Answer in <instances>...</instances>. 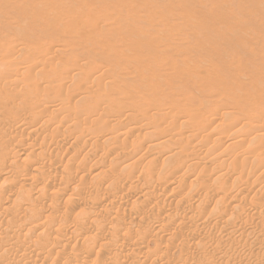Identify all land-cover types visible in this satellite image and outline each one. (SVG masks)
I'll return each instance as SVG.
<instances>
[{
	"label": "rangeland",
	"instance_id": "374dc122",
	"mask_svg": "<svg viewBox=\"0 0 264 264\" xmlns=\"http://www.w3.org/2000/svg\"><path fill=\"white\" fill-rule=\"evenodd\" d=\"M74 20H78L77 22L79 23H74ZM103 50H107V52L109 51L110 54L107 53L108 56H106V51H104L105 53L101 52ZM2 56L6 58L3 59L4 57ZM8 56L12 57L9 59ZM0 59L2 60H0V71H2L0 72V125L2 124L1 128H3H0V167L4 166V168H7L10 173V175L7 174V176L5 174L0 181V187H2L1 189L3 190L0 189V191L5 192L6 190L8 195L4 193V196L3 193L0 192L1 197H3L0 198L4 201L11 197V194L13 196L14 193L17 192L18 193L13 197H17V195L19 197H27L26 193L31 191L28 194L29 196L34 197L31 203L36 205L35 209H38L36 212L33 210L34 212H30L29 214L31 218L35 216L33 218L34 220H39V218L41 220L43 219V222L39 221L36 223V221L34 222L31 218H24L27 217V215L30 217L28 214L29 211L26 213L20 211V214H18L19 212L9 211L8 213L4 208H1L2 210L0 209L2 212H0L1 230L3 227L6 228L4 223L10 219L12 221L10 223H13L14 225L11 224L13 227L18 226V223L20 222L22 225V222L24 221L23 219H31L30 221L34 222L32 227L35 225L38 227L34 228L32 231L31 229L26 228V226L20 228L19 225L17 228L15 227L16 229L10 227V229L12 228V231L9 230L8 234L12 232L9 236H12L13 238L10 237L12 239L6 243L3 240L0 241L1 264H22L23 261L26 262H23V264H40L42 263V258L46 256V253L48 252H51V254L53 253V256H51L53 258L48 264H55V260L59 256L60 258L57 260H63L62 262L64 264L67 262H70V264H72V262L73 264H76L77 259H79L78 261H81V258L83 259V257L85 258L81 261L83 262L81 264H93L92 262L97 260L98 254L102 253L103 249V254H99L100 257H98V264H100L103 259L104 260L101 264H104L103 262L106 264L107 259L111 260L116 258L120 253L121 259H119L118 257L120 256H118L117 259L120 261L115 259V264H126V261L127 264H137V262L138 264L140 262H142L140 264H143L144 261L146 264H264V207L262 206L263 208L261 209L258 205L260 203H262L260 206L264 205V197L262 194L257 193V187L264 181L262 180L264 179V142L262 143L263 139L261 138H264V131L262 132L264 129V0H0ZM6 59H9L10 62L8 61L9 63H6ZM18 69L21 73L19 72L17 74L15 71H19ZM1 73H3V75L5 74V76H2ZM78 74H80V78L76 79L77 76H79ZM61 77L64 78V80ZM65 77H68L69 80ZM11 79L13 82H17V85H15L17 88L14 86L16 83L13 84ZM65 79L68 81L65 82ZM9 80L14 88L8 83L10 82ZM61 80H63L64 83ZM93 83L96 84L93 85ZM7 84H9L8 86L11 88L5 86ZM17 90H21V92ZM18 92L21 95L23 93L24 96L17 95L19 94ZM45 112L50 113V115H47ZM41 113H44V115H39ZM179 115H183L185 118L178 120L177 118ZM40 116L43 118V121L39 118ZM175 116H177V118ZM31 118H33L32 120L35 124L30 120ZM72 119L75 120V122ZM29 122L33 126H30ZM76 122L79 124L76 125ZM103 122L105 125H102ZM162 122L167 124V126H164V128L166 127V130L163 128L164 131L162 128L157 129L158 124L160 125ZM195 122L196 124L201 122L198 125L199 127L194 126ZM23 123H26L27 126H24ZM64 123L68 124V126L76 123L75 125H81V128L78 127L79 131L76 133L75 129L77 127L74 125V131L69 135L70 137L66 135L68 138L64 135L61 137V134H54L58 127H60V130L63 128L62 126L66 127ZM165 123L161 125H166ZM249 123L254 125H248ZM16 124H19L20 126L18 125L17 127ZM147 124L149 125L148 127ZM202 124L205 125L202 127ZM260 124L261 127L263 125L262 128L260 127ZM9 125H12L13 127ZM28 126L31 127L32 130ZM98 126L102 127L101 130H99L100 137L97 136L98 131H96L97 133L94 131L95 129H99ZM105 126L106 129H111L106 130V132L110 131L109 134L105 133ZM114 126H117L114 130L119 133L118 135L115 134L116 132L113 130ZM144 126L147 127L149 131L145 130L146 128H144ZM155 126L159 132L162 131V133H160L161 135L157 133L156 129L155 131L153 130ZM206 127L209 128L207 129ZM244 127L245 129L247 127L248 130H244ZM256 127L257 132L259 134L261 133L260 136H257L259 135L258 133L255 134ZM48 129L50 130L49 132ZM59 129L58 133L60 132ZM83 129V132L86 130H91V132L88 131L91 134H93L92 131L95 132L92 136L93 139L90 142H81L78 140L82 134L81 130ZM150 129L152 130L150 131ZM239 129L244 131L242 132ZM249 129L251 131H249ZM24 130L26 132H24ZM112 130L115 132L112 133L113 137L111 134ZM258 130H260V132ZM31 131H34V135ZM166 131V134L168 135H164ZM151 132H153V134L156 132V136L151 134ZM238 132H240V135L244 134L243 137H240L241 139L237 137L239 136V134H237ZM73 133H75V135H73ZM101 133H103V135ZM140 133L142 136H139ZM234 133H236L235 135H237L236 138L239 139V142L238 139L236 141ZM104 134L107 135H105L107 138ZM48 135H50V137ZM71 135L72 139L70 142ZM114 135L118 137H114ZM31 136L32 138L29 139ZM34 136L35 138H33ZM47 136L52 141H50ZM109 136H111V140L108 138ZM119 136L121 138H119ZM227 136H229V139ZM231 136L234 138V143L231 141ZM75 137L77 138L75 139ZM221 137L223 139H221ZM224 137L227 138V141ZM7 138L9 140L11 138L13 142L10 140V143ZM64 138L68 140H65V143L68 145H60V140L62 139L63 141ZM118 138L121 140L118 141ZM158 138H160V140ZM180 138H182L181 140L183 141V144L186 142L185 144H187V147L180 143ZM183 138L192 143L195 141L197 143L194 142L196 146L193 145L194 143H189L194 146L193 149H189L191 146L188 145V142ZM113 139L117 140V142L115 143V140ZM154 139L156 141H154ZM163 139L167 140V142ZM255 139H258L260 142ZM101 140L104 143H102ZM139 140L143 142L139 144ZM219 140L222 141L223 145L218 143L220 142ZM108 141H114L109 142L110 144H113V148L106 143ZM155 142L160 144V148L165 142L167 144L177 143L183 145L187 150L189 149V152L185 150L189 154L183 151L185 148H182L179 153L178 151H174L173 147V150L170 149L171 146H175V144H172L170 148V144L168 146L165 144L162 148L167 146L166 151H168V153H166V151L165 153L168 155H165L166 157L162 158V156H164L162 148L160 149L161 151L154 150V152L157 151V154L158 152H161L159 154H162L160 156L163 159L162 160L160 157H156L159 155H154L153 152L149 153V151H151L150 146L155 144ZM216 142L218 143V146ZM241 142L244 144L242 145ZM96 143L98 148L95 147ZM135 143L137 145H135ZM238 143H241V145ZM75 144L84 146H82V149H78L75 147ZM233 144H236L237 146L233 148L234 152L230 149L234 146ZM239 145L243 147L242 149L240 148L241 150L238 149ZM17 146L19 148L18 150L21 149L20 151L25 149L22 157H18L15 160L11 159V163L8 159L2 160L6 158V156H4V153L7 154L5 151H8L9 148L10 150H14ZM46 146L47 148L45 150ZM101 146L104 147L100 149ZM114 146H119L121 150L123 149L122 151L119 150V152L117 150L119 155L115 151H112L114 150ZM159 146L153 149H159ZM207 146L208 150L206 149ZM73 148L75 150L78 149L77 152H75ZM83 148L84 151H82ZM115 149L119 148L116 147ZM142 149H144V151H142ZM42 150L45 151L42 152ZM69 150L74 152L70 153ZM87 150L90 151L88 152ZM95 150L96 152L94 153ZM225 150H228V153H226ZM65 151L67 152L66 154ZM211 151L213 155L217 156V159L214 158L216 156L212 157V160L209 159L210 155H212V153H210ZM46 152L47 157L45 156ZM83 152L87 154L88 158H90L89 160ZM120 152L123 153L122 156ZM260 152L261 154L263 153V156L259 154ZM42 153L43 155L41 156ZM72 153H75V155ZM90 153H92V158L95 157L93 161H91L92 158L89 156ZM171 153L173 156L176 155V157L178 153L181 154V159L179 158V155L177 158L178 161L176 160L177 162L172 160ZM220 153L223 154L221 156L222 158H218ZM79 154L83 158L85 157L88 161H84L86 160L85 158H80ZM194 154L196 156H194ZM242 154L246 155H243L246 157V160L245 158H242ZM115 155H117V157ZM147 155H149L148 161H146ZM49 156L50 158L52 157L51 161L53 164L49 161ZM71 156L74 160L77 158V162L71 158L74 161V163H72L73 165L70 164L72 161L70 159ZM118 156H127V158L130 157V159L124 157L125 160L121 158V161L124 160L125 162L127 160L125 163L123 161L117 163V161H120ZM183 156L187 159L190 157L189 159L191 160L187 161ZM255 156L256 158L262 156L263 159L262 157L256 159ZM152 157L153 159L151 160ZM176 157L174 156L173 158ZM238 157L241 158L238 159ZM41 158L46 159L42 161ZM116 158H118V160ZM155 158L158 159L157 163ZM165 158L167 159L165 160ZM192 158H194V160ZM254 158L256 160H254ZM34 159H36V161ZM113 159L115 160L112 161ZM169 159H171V162H176V165L173 162V164H170L169 161L166 162ZM237 159L240 163H238L239 161ZM45 160H47V162ZM78 160H81V162ZM150 160L151 162H149ZM180 160H182V162ZM184 160H186V165ZM209 160L211 163H209ZM236 160L239 165L244 163L243 165L245 168L243 165L237 166L238 164L236 165ZM244 160H248V163L246 164ZM6 161L8 165L5 163ZM12 161L18 162L12 163ZM33 161H35L34 164ZM133 161L137 162L135 163ZM140 161H143V163L141 162L140 164ZM213 161L215 166L213 165ZM215 161H218L216 162L217 164ZM50 162L52 166H54L53 168L56 167L55 169H52ZM152 162L153 164L151 165ZM250 162L255 165L253 166L251 164L252 166L250 167ZM78 163H81L82 165H79ZM88 163L89 165H87ZM95 163L97 165H95ZM116 163L119 164V167L115 166L117 165ZM121 163H124V167L126 164V168L123 167L124 169H122V166H120ZM183 163L186 169L183 167ZM46 164L48 166L50 165L49 167L52 170ZM111 164H113L112 169ZM149 164L151 166L146 167V165ZM165 164H170L171 167L174 165V167H172V169H174H169L171 167H169V165L166 166ZM220 164L224 165H222L224 169L222 166V168L220 167ZM235 165L237 167H235ZM12 166H17V173L13 172V174H11ZM152 166H155L156 168V171H153L156 176L154 175L153 177H151L153 175L151 174L152 171H148V167L151 168ZM164 166H166V168L168 167V169L164 170ZM117 167L118 170L122 169L121 171L123 172L127 171L128 174L125 172L124 174L127 175L126 178L129 179L124 180L125 176L123 172L116 171ZM180 167L185 169H182L181 174L179 173L181 169ZM105 169L109 170V173L108 171H104ZM0 170H2V168ZM111 171L112 173H110ZM174 171L178 172L177 174L179 176H177ZM99 172H102L103 176H101ZM173 172L177 177L172 175L174 174ZM218 172H222L221 174L219 173L220 176L223 173L226 174H223L225 177L222 176L223 178L221 177L220 179L219 176L218 178ZM65 173H68L69 176L73 174V177L71 176V178L68 175L63 176ZM84 173H87L85 174V177ZM98 173L100 174V177H98ZM113 173L121 174L118 176V174L114 175ZM163 173H166L165 175L167 177L164 176ZM122 174L123 177H121ZM15 175L16 177L18 175L17 178L19 180L16 179ZM48 175H50V177ZM112 175L114 176L113 178H115L114 180L118 183H116L118 186L114 183ZM168 175L170 176L168 177ZM40 176H42L43 180ZM46 176H48L46 182L49 180L47 185L51 186L47 189L48 191H46L47 195L45 192H40V194H45L42 198L43 194L42 196L38 194V190L39 187H41L40 183L45 180L44 177ZM67 176V179H70L68 181L65 179ZM157 176H160L158 177L159 180L160 178L162 180L165 179L167 185L165 182V184L163 183L165 180H161V184L163 183L164 185L160 186V182H157L156 184L154 181H157ZM21 177H25L24 180H26L24 181ZM36 177H39L38 180H40L38 181ZM116 178H119L120 180H117ZM121 178L125 182L121 180ZM151 178H155L153 179L154 183L151 182ZM166 178H170L168 179L170 181ZM174 178H178L177 181ZM4 179H6V181H4ZM7 179H10L11 184ZM171 179L173 180L171 181ZM126 180H129L130 183L129 181L126 183ZM13 181L16 183L14 184ZM120 181L123 182L121 183ZM243 181L247 183H242ZM7 182H9V186H12L11 188L7 186ZM168 182H173L175 184L172 183L170 185ZM176 182H178L180 186H177L178 184H176ZM120 183L121 185H119ZM241 183L243 185L246 184V187L244 185L245 190L242 188L243 185H241ZM79 184L80 186H83V191L80 190L81 187ZM109 184L112 185L113 190L115 189L114 191L109 189V192L107 190L108 188H111ZM151 184L154 185L151 187L149 186ZM209 184H213V186H210L211 188H209ZM76 185L79 186V188ZM261 185L259 188L263 189V183ZM107 186L109 187L107 188ZM3 187L7 188L4 190ZM130 187H132V190ZM176 187L179 188L177 189ZM75 188H78L80 192L74 191L73 189ZM85 188L86 191L84 190ZM123 188L125 191L130 190V192H124ZM208 188L209 192L207 191ZM116 189L120 192L122 191L123 194L120 192H118L119 194L116 193ZM153 189L158 193L154 192ZM240 189L241 191H239ZM135 190H139L140 192H136ZM255 190L256 192H254ZM35 191H38V193ZM51 191L52 193H50ZM104 191L106 192L104 193ZM111 191L112 198H109L111 197ZM148 191L151 192L149 193ZM34 192L36 195H34ZM53 192L59 194V197H56V201L54 198V195L56 194L53 195ZM113 192L115 193V196L113 195ZM131 192L133 194L136 192L138 195H133ZM152 192L155 193L154 195L156 197L158 196L157 194H159V198L157 197L154 200ZM60 193L62 194L61 197ZM101 193L104 194L102 195ZM107 193H109V196ZM144 193L146 195H143V198H141ZM226 194L227 196H224ZM50 195L53 198L49 197ZM97 195L104 197H99L100 200H97ZM125 195H129L127 197L128 200ZM174 195L179 197L177 198ZM211 195L214 196L210 198ZM105 196L107 197L105 198ZM144 196L147 198H144ZM37 197L38 199L40 198L39 202H37ZM57 199L60 200L57 202ZM103 199L106 201H102ZM115 199L116 202H120L118 199L121 200V202L119 204L115 201L111 202ZM143 199H146L148 202L146 200V202L143 201ZM183 199L184 201H182V204L180 203V205L178 202ZM52 200L54 202H52ZM1 201L2 200H0V202ZM99 201L101 203H99ZM140 201H142L141 205H137ZM43 202L46 203L44 204ZM84 202L87 203L85 204ZM95 202L96 204H99V206H96L94 204ZM157 202L160 207L157 206ZM28 203L29 202H26L25 204L28 206ZM40 203H43L44 205H41ZM55 203H57V205ZM109 203H111V208ZM115 203L117 205H114ZM151 203L152 205H149ZM163 203L165 204L163 205ZM49 204L55 206H52L53 208L50 210L51 207ZM103 204H106L104 208L105 211L108 209L107 206L110 210H113H108L111 215L107 216L108 213H103L105 212L104 210L102 211L104 207ZM134 204L140 210H137V207L134 206ZM160 204L164 207L170 204L171 207L167 206L164 208ZM175 204L180 210L176 208ZM255 204L258 205V210L255 209L257 206ZM86 205H88V207ZM182 205L183 207H181ZM48 206L50 208H48ZM84 206L85 210H82ZM89 206L90 208L93 206V208L90 209ZM42 207L46 208L42 210ZM76 207H78L80 212H77L78 209H76ZM115 207L116 209H114ZM94 208H96V213H98L99 210L100 212L96 214ZM134 208L136 209V212ZM163 208L166 210L164 211ZM86 209L90 210L87 211ZM40 210L41 212L37 213ZM175 210L177 213L174 212ZM84 211L89 213L87 218L89 222L85 219L86 214H80ZM10 212L12 213L10 214ZM132 212L133 214L136 213V215H133ZM144 212L146 213L143 214ZM165 212L168 213V215L171 213L174 214L176 218L174 215H170L171 217L168 218ZM31 213L38 214V216H33ZM12 214L14 215L15 220L10 216ZM77 214L79 217L84 215V218H79ZM94 214L97 215L98 218ZM17 216L19 218L24 216L20 218L23 221L17 218ZM131 217L133 218L134 223H136L135 225L132 224L134 225L133 227H131L132 225L130 224L133 222ZM77 218L78 220L81 219L83 222H79L80 220L78 221ZM160 218H163V220H160ZM167 218L169 220L168 222L171 224L167 223ZM172 218L175 221L172 220V222H170ZM13 220L18 223L13 222ZM127 220L130 221L127 222ZM26 221L24 222L26 223ZM94 221H96V223H94ZM100 221H103L101 223L102 226L99 223ZM73 222H76V228L75 226L73 227ZM77 222L80 224L82 223L83 226L80 225V228L79 223L77 224ZM86 222L88 223L86 224ZM97 222L99 223V226L97 225ZM114 222H117L118 225L116 226L117 223L114 224ZM150 222L152 225L153 223H157L156 225H159L158 228H155L157 227L155 224L154 227L151 226ZM224 222H227L229 225ZM30 223L29 225H31ZM125 223L129 227L125 225ZM221 223H224V226L223 224L221 226ZM226 224L228 226H226ZM242 224L244 226H242ZM55 225L57 228L54 227ZM62 225L64 226L62 227ZM103 226L105 231L102 228ZM121 226H124L122 227L123 229H121ZM168 226H171L172 228H169ZM96 227L101 229L98 230ZM116 227L118 228V231L115 229ZM150 227L151 230H149ZM165 227L167 230H165ZM48 228H51L52 231L51 229H49L50 231H47ZM13 229L18 232L16 233V235L18 234L17 236L13 233ZM152 229L155 230V233H153ZM44 230L50 234L43 232ZM56 230H59L63 234ZM102 230L103 232H100ZM115 230L117 232H115ZM147 230L149 234H146ZM72 231H78L79 234L78 232L74 233ZM143 231H145V234L142 233ZM156 231L159 232V234L157 233L156 235ZM55 232L56 234H54ZM162 232L167 233L162 234ZM193 232L195 233L193 234ZM40 233H42V237L47 235L45 239H47L46 241L48 242H45V240H43L44 238L40 237ZM64 233L67 234L69 239L60 236L64 235ZM188 233L194 236H189ZM94 235L98 238H95ZM176 235L177 237L181 235L178 237V239H180L177 242L174 240L177 238ZM239 235L242 236V238ZM58 236L61 238H58ZM55 237H57V239H55ZM89 237L94 244L89 242ZM113 237L118 240L120 244L122 243L123 247L125 246V250L121 251V249H119L121 248V245L119 243V245H117V241H115ZM41 238L43 240L42 242L40 241ZM52 238H54V241ZM238 238L240 240H238ZM70 239L71 241H69ZM109 239L115 242L117 246L113 245L112 249H116L117 251L115 250L114 252L110 246V248H107V246L104 247V241ZM55 240L56 242L62 240L65 243V246H68H66V248L63 247L58 250L56 249L57 251H54L55 249L51 251L53 244L56 243ZM85 240L86 242L89 240L88 242L90 244L86 243ZM34 241L35 243L32 244ZM66 241L69 242L67 243ZM29 242H31L32 245ZM96 242L98 244L97 248L94 246L96 245ZM48 243L49 246H51V250L48 248V245H45ZM83 243L89 247H83ZM20 244H24L23 248H25H21L22 246H20ZM257 244L260 245L258 246ZM90 245H92V247H90ZM114 246L116 248H114ZM86 247H88V250ZM94 247L97 250L94 249ZM47 248L49 249L47 250L48 252L46 251ZM105 248H107V250ZM21 249L22 251H20ZM72 249L75 250V253ZM79 249H81V251H79ZM99 249L101 251H98ZM110 250L114 253L112 254ZM60 251L62 252L60 253ZM76 252L78 254H76ZM43 254L45 255L43 256ZM49 254L50 253H48V255ZM55 254H59V256L56 255L55 257ZM25 255H27V257H25ZM64 255L67 257H63ZM75 255H79L80 257ZM162 255L164 258L161 257ZM28 257L29 260L27 259ZM145 257L146 259H144ZM36 258L37 260L35 261ZM4 260L5 263H3ZM212 260H214V262ZM130 261L132 262L130 263ZM62 262L59 263L63 264Z\"/></svg>",
	"mask_w": 264,
	"mask_h": 264
},
{
	"label": "bare ground",
	"instance_id": "6f19581e",
	"mask_svg": "<svg viewBox=\"0 0 264 264\" xmlns=\"http://www.w3.org/2000/svg\"><path fill=\"white\" fill-rule=\"evenodd\" d=\"M74 21H75V20H74ZM77 21H78V20H76L74 23H76ZM77 23H79V22H77ZM77 23H76V24H77ZM104 51H106V53H105ZM101 52H103V53H105V54L109 53V51L107 52V50H103V51H101ZM98 54H99V53H98ZM109 54H110V53H109ZM101 55H102V54H101ZM106 56H108V54H107ZM106 56H105V57H106ZM2 57H4V56H2ZM8 57H9V56H8ZM8 57H7V58H8ZM10 57H12V56H10ZM10 57H9V59H10ZM103 57H104V56H103ZM5 58H6V57H4L3 59H5ZM13 58H14V56H13ZM13 58H11V59H13ZM1 59H2V58H1ZM1 59H0V60H1ZM9 59H6V60H7L6 63H9V62H10ZM19 59H20V58H19ZM1 61H2V60H1ZM1 61H0V62H1ZM8 61H9V62H8ZM16 61H18V60H16ZM4 62H5V61H4ZM19 62H20V60H19ZM6 63H5V65H6ZM11 63H13V62H11ZM15 63H16V62H15ZM20 64H21V62H20ZM7 65H8V64H7ZM18 70H19V69H18ZM0 72H2V71H0ZM19 72H20V70L17 71V72L15 71V73H17V74H18ZM3 73H4V71H3ZM3 73H1V75H2V76H5V74L3 75ZM20 73H21V72H20ZM81 73H82V72H81ZM75 75H77V74H75ZM78 75H79V76H77V78L75 77L76 79L80 78V74H78ZM83 76H84V75H83ZM15 77H16V76H15ZM55 77H56V76H55ZM81 77H82V76H81ZM61 78H62V77H61ZM65 78H66V77H65ZM4 79H5V78H4ZM62 79L64 80V78H62ZM66 79H68V77H67ZM66 79H65V80H66ZM16 80H17V79H16ZM63 80H61V81L64 83ZM68 80H69V79H68ZM68 80H66L65 82H67ZM97 80H98V79H97ZM97 80H96V81H97ZM7 81H8V79H7ZM9 81H10V80H9ZM11 81H12V79H11ZM11 81L8 82V83L10 84ZM14 81H15V79H14ZM12 82H13V81H12ZM6 83H7V82H6ZM14 83H16V84H14ZM9 84H7V85H5V86H8ZM13 84H14V86H15V85H17V82L15 81V82H13ZM94 84H96V83H93V85H94ZM10 85H11V84H10ZM14 86L11 85V87H13V88H14ZM0 87H1V86H0ZM8 87H9V86H8ZM11 87H9V88H11ZM15 87L17 88V86H15ZM17 91L21 92V90H17ZM17 91H15V92H17ZM19 92H18V93H19ZM15 94H16V93H15ZM17 95H21V94L19 93V94H17ZM21 96H24V94L22 93ZM107 100H108V99H107ZM103 103H105V102H103ZM45 111H47V110H45ZM41 112H42V110H41ZM43 112H44V111H43ZM45 113H47V115H48V114L50 115V113H48V112H45ZM39 115H44V113H43V114L41 113V114H39ZM175 117L177 118V116H175ZM175 117H174V118H175ZM39 118H41V116H40ZM45 118H46V117H45ZM45 118H44V119H45ZM176 118H175V119H176ZM184 118H185V116H183V115H179L177 119H178V120H182V119H184ZM32 119H33V118H31L30 120H32ZM35 119H36V118H35ZM41 119H42L41 121H43V118H41ZM46 119H47V118H46ZM46 119H45V120H46ZM72 120H73V119H72ZM32 121H33V120H32ZM73 121L75 122V120H73ZM73 121H72V122H73ZM175 121H176V120H175ZM45 122H46V121H45ZM72 122H69V123H72ZM104 122H105V121H104ZM104 122H103L102 125H105L106 122H105V123H104ZM178 122H179V121H178ZM198 122H199V121H198ZM0 123H1V122H0ZM76 123H77V124H76ZM76 123H75L76 125L79 124L78 122H76ZM157 123H158V121H157ZM157 123H156V124H157ZM164 123H165V122H162V123H160V125H161V124H164ZM200 123H201V122H200ZM200 123H199V124H200ZM202 123H203V122H202ZM20 124H21V123H20ZM23 124H24V123H23ZM25 124H26V123H25ZM25 124H24V126H27V124H26V125H25ZM29 124H30V122H29ZM33 124H35L34 121H33ZM64 124H65V123H64ZM75 124H74V125H75ZM107 124H108V123H107ZM107 124H106V126H107ZM165 124H166V123H165ZM195 124H196V122L194 123V126L199 127V126H198L199 124H196V125H195ZM250 124H252V123H249L248 125H250ZM1 125H2V124H1ZM1 125H0V128H1ZM12 125H13V124H12ZM12 125H9V126H12ZM16 125H17V124H16ZM18 125H19V124H18ZM18 125H17V127H18ZM62 125H63V124H62ZM62 125H61V126H62ZM65 125H66V127H65V126H62L63 128H61V130L59 129L60 127H58V129L60 130V132L58 133V129H57V131H56L54 134H56V135H57V134H61V137H62L63 135H64V136H66V135L69 136V135L72 133V131H74V125H71V124H70L69 126H68V124H65ZM76 125H75V126H76ZM102 125H101V126H102ZM145 125H146V124H145ZM150 125H153V124H150ZM160 125L158 124L157 129H158V128H162V129H163L164 126H167V124H166V125H163V126L161 125V127H160ZM203 125H205V124H202V127H203ZM206 125H207V124H206ZM208 125H209V124H208ZM252 125H254V124H252ZM252 125H251V127H252ZM255 125H256V124H255ZM6 126H7V125H6ZM19 126H20V125H19ZM24 126H23V127H24ZM30 126H33V125L30 124ZM67 126H68V127H67ZM106 126L104 127L105 133L109 134V133H110L109 130H111V129H110V128H107V129H109V130H108L109 132H106V130H107V129H106ZM111 126H113V125H111ZM117 126H118V124H117ZM117 126H114L113 130H114L115 127H117ZM120 126H121V125H120ZM148 126H149V125L147 124V127H148ZM12 127H13V126H12ZM28 127H29V126H28ZM76 127H77V128H76ZM76 127H75V128H76L75 131H76V133H77V131H79V128H81V125H80V126H76ZM78 127H79V128H78ZM109 127H110V126H109ZM147 127L144 126V128H146L145 130L149 131V129H147ZM151 127H154V126H151ZM247 127L250 128L249 126H247ZM247 127H246V129L248 130ZM257 127H258V126H257ZM257 127H256V133H255V134L258 133V132H257ZM260 127H261V124H260ZM262 127H263V125H262ZM262 127H261V128H262ZM9 128H10V127H9ZM29 128H31V127H29ZM98 128H99L98 130H96V129L94 130L95 132L98 131V133L96 132V133L98 134L97 136H99V133H100L99 130H101L102 127L98 126ZM165 128H166V127H165ZM165 128H164V129H165ZM206 128H207V127H206ZM208 128H209V127H208ZM208 128H207V129H208ZM263 128H264V127H263ZM1 129H3V128H1ZM1 129H0V130H1ZM7 129H8V127H7ZM21 129H22V128H21ZM21 129H20V130H21ZM25 129H26V128H25ZM53 129H54V128H53ZM77 129H78V130H77ZM155 129H156V126H155V128H154L153 130L155 131ZM157 129H156L157 133H158L159 135H161L160 133H162V131L159 129V130L161 131V132H159ZM164 129H163V131H164ZM203 129H204V128H203ZM246 129H245V127H244V130H246ZM258 129H259V127H258ZM9 130H12V129H9ZM9 130H7V131H9ZM22 130H23V129H22ZM26 130H28V129H26ZM31 130H32V128H31ZM104 130H102V131H104ZM113 130L111 131V134H112V133H115V132H116L115 134H117V135L119 134V133H117L116 130H114L115 132H113ZM129 130H130V129H129ZM129 130H128V131H129ZM151 130H152V129H150V131H151ZM165 130H166V129H165ZM205 130H206V129H205ZM239 130H241L242 132L244 131V130H242V129H239ZM239 130H237V131H239ZM252 130H253V129H252ZM254 130H255V126H254ZM261 130H262V129H261ZM7 131H6V132H7ZM49 131H50V130L48 129V132H49ZM53 131H54V130H53ZM53 131H51V132H53ZM83 131H84V129L81 130L82 134L80 135V137L78 138V140H80L81 142H83V141H84V142H88V141L90 142V141L93 139L92 136H93V134H95V132L92 131L93 134H91V133H89V132H91V130H88L89 132H88L87 130H86L85 132H83ZM102 131H101V132H102ZM237 131H236V132H237ZM241 131H240V132H241ZM249 131H251V130L249 129ZM258 131L260 132V130H258ZM263 131H264V129L262 130V132H263ZM24 132H26V131L24 130ZM31 132L33 133L34 131H31ZM36 132H37V131H36ZM48 132H47V133H48ZM142 132H144V131H142ZM240 132L237 133V134H239V136L235 135L236 133H234L235 138H236V136L239 137V138L244 136V134H241V135H242V136H241V135H240ZM252 132H253V131H252ZM22 133H23V132H22ZM28 133L30 134L29 131H28ZM103 133H104V132H103ZM103 133H101V134L103 135ZM126 133H127V132H126ZM155 133H156V132H155ZM155 133L153 134V132H151V134H153V135L156 136L157 133H156V134H155ZM166 133H167V131L165 132L164 135H168V134H166ZM263 133H264V132H263ZM29 134H28V135H29ZM36 134H37V133H36ZM36 134H35V136H36ZM48 134H50V133H48ZM51 134H53V133H51ZM111 134H110V135H111ZM143 134H144V133H143ZM145 134H146V133H145ZM147 134H148V133H147ZM258 134H259V133H258ZM260 134H261V133H260ZM260 134L257 135V136H260ZM28 135H27V136H28ZM30 135H31V134H30ZM33 135H34V133H33ZM56 135H55V136H56ZM73 135H75V133H73ZM76 135H77V134H76ZM105 135H106V134H104V136H105ZM159 135H158V136H159ZM162 135H163V134H162ZM35 136H34L33 138H35ZM48 136L50 137V135H48ZM48 136H47V137H48ZM100 136H101V135H100ZM100 136H99V137H100ZM106 136H107V135H106ZM106 136H105V137H106ZM139 136H142V134L140 133ZM232 136H233V135H232ZM232 136H231L230 138H232ZM255 136H256V135H255ZM257 136H256V137H257ZM263 136H264V134H263ZM12 137H13V136H12ZM12 137H11V138H12ZM14 137H15V136H14ZM49 137H48V138H49ZM58 137H60V136H58ZM61 137H60V138H61ZM69 137H70V136H69ZM105 137H104V138H105ZM110 137H111V136H109L108 138H110ZM112 137H113V134H112ZM114 137H118V136H115V135H114ZM167 137H169V136H167ZM167 137H166V138H167ZM187 137H189V136H187ZM187 137H186V138H187ZM227 137H228V139H229V136H227ZM11 138H10V140L12 141L13 138H12V139H11ZM30 138H32V136L29 137V139H30ZM48 138H46V139H48ZM52 138H53V137H52ZM60 138H59V139H60ZM66 138H68V137L66 136ZM76 138H77V137H75V139H76ZM106 138H107V137H106ZM106 138H105V139H106ZM119 138H121V137L119 136ZM119 138L117 139L118 141L121 140V139H119ZM155 138H157V137H155ZM160 138H163V137H160ZM160 138H158V139L160 140ZM171 138H172V137H171ZM171 138H170V139H171ZM178 138H179V137H178ZM189 138H190V137H189ZM189 138H188V139H189ZM194 138H195V137H194ZM261 138L263 139V140H262V143H263V142H264V138H263V137H261ZM7 139H8V138H7ZM49 139H50V138H49ZM71 139H72V135H71V138H70V142H71ZM105 139H104V141H105ZM141 139L144 140L143 138H141ZM145 139H146V138H145ZM164 139H165V136H164ZM164 139H163V140H164ZM168 139H169V138H168ZM176 139H177V137H176ZM181 139H182V138H180V140H181ZM183 139H185V138H183ZM219 139H220V138H219ZM221 139H223V138L221 137ZM224 139L226 140L227 138L224 137ZM237 139H238V138H236V141H237ZM240 139H241V138H240ZM10 140L8 139L9 142H10ZM33 140H34V139H33ZM53 140H55V139H53ZM56 140H57V139H56ZM65 140H66L65 138H64L63 141H62V139H61L60 142H59L60 145L65 146V145H64V144H66V143H65ZM78 140H77V142H78ZM110 140H111V138H110ZM113 140H115V139H113ZM117 140H115V143L117 142ZM161 140H162V139H161ZM174 140H175V139H174ZM185 140H186V139H185ZM185 140H184V141H185ZM193 140H194V139H193ZM233 140H234V138H232V140H231L232 143H234ZM255 140H258V139H255ZM14 141H15V139H14ZM50 141H52V140L50 139ZM50 141H47V142H50ZM58 141H59V140H58ZM66 141H68V140H66ZM73 141H74V138H73ZM73 141H72V142H73ZM80 141H79V142H80ZM106 141H107V140H106ZM137 141H138V140H137ZM137 141H136V143H137ZM139 141H140V140H139ZM154 141H156V140L154 139ZM154 141H153V143H154ZM164 141L167 142V140H164ZM186 141H187V140H186ZM191 141H192V135H191ZM214 141H215V140H214ZM219 141H220V142H218V143H221V144H222V141H221V140H219ZM223 141H224V140H223ZM226 141H227V140H226ZM241 141H242V140H241ZM258 141H259V140H258ZM258 141H257V142H258ZM12 142H13V141H12ZM55 142H56V141H55ZM70 142H69V143H70ZM81 142H80V143H81ZM101 142H102V140H101ZM109 142H114V141H108V142H106V143H108V144L110 145L111 148H113V147H112L113 144H110ZM134 142H135V141H134ZM142 142H143V141H140L139 144L142 143ZM166 142H165V143L163 142V143H164L163 145L166 144V145L168 146L170 143L168 142L169 144H167ZM170 142H171V141H170ZM172 142H173V140H172ZM174 142H175V141H174ZM177 142H179V141H177ZM187 142H188V145H190L189 143L193 144L195 141H193V143H192V142H189V141H187ZM238 142H239V139H238ZM259 142H260V141H259ZM259 142H258V143H259ZM10 143H11V142H10ZM75 143H76V142H75ZM102 143H104V142H102ZM102 143H101V145H102ZM118 143H119V142H118ZM136 143H135V145L138 144V143H137V144H136ZM151 143H152V142H151ZM159 143H160V141H159ZM159 143H158V142H157V143L155 142V144H152V145L150 144V145H151V146H150V147H151V149H150L151 151H149V153H150V152H153L154 155H159V156H156V157H160V156L162 155V154H161V155L159 154V153H161V152H158V154H157V151H155L156 154H155V152H154V150H159V151H161L160 149L163 147V145H161V148H160L159 145H160L161 143H160V144H159ZM180 143L183 144V141L181 140ZM185 143H186V142H185ZM185 143H184L183 145H185V146L187 147V144H185ZM195 143H196V142H195ZM195 143H194L193 145L196 146L197 143H196V144H195ZM216 143H217V142H216ZM218 143H217V146H218ZM236 143H237V142H236ZM241 143H242V142H241ZM241 143H238V144L241 145ZM262 143H261V144H262ZM83 144H84V143H83ZM89 144H90V143H89ZM89 144H85V145H89ZM94 144H95V143H94ZM108 144H107V145H108ZM120 144H121V143H120ZM172 144H173V143H172ZM172 144L169 145V148H170V146H171ZM174 144H175V143H174ZM174 144H173V145H174ZM176 144H177V143H176ZM176 144H175V146H171L170 149H172V147H173V148H174V151H178V152H179L180 150H182V148H183V149L185 148V146L183 147V145H179V144H177V146H176ZM221 144H219V145H221ZM238 144H237V145H238ZM243 144H244V143H242V145H243ZM66 145H68V144H66ZM90 145H91V144H90ZM98 145H99V144H98ZM103 145H104V144H103ZM109 145H108V146H109ZM114 145H115V144H114ZM117 145H119V144H117ZM121 145H122V144H121ZM121 145H120V146H121ZM193 145H190L192 148L190 147L189 149H193V147H194ZM207 145H208V144H207ZM213 145H214V144H213ZM215 145H216V144H215ZM222 145H223V144H222ZM233 145H234V144H233ZM240 145L238 146V147H239L238 149H240V148L242 149V148H243V147L240 146ZM258 145H259V144H258ZM263 145H264V143H263ZM51 146H52V145H51ZM53 146H54V149H55L54 141H53ZM71 146H73V145H71ZM82 146H84V145H80V144H77V145H76V144H75V147L78 148V149H80V148L82 149ZM105 146H106V145H105ZM148 146H149V145H148ZM158 146H159V149H158V148H157V149H153V148H156V147H158ZM167 146H166V147H167ZM208 146H209V145H208ZM208 146L206 147V149L208 148ZM229 146H230V145H229ZM19 147H20V146H19ZM56 147H57V146H56ZM92 147H93V146H92ZM95 147L98 148V147H97V143H96ZM102 147H104V146H101L100 149H101ZM116 147L119 148V149H115ZM166 147H164L165 150H164V148H162L163 151H164V152H162V153L164 154V156H162V158H163V157H166L165 155H168V154H166V153H168V151H166ZM215 147H216V146H215ZM215 147H214V148H215ZM220 147H222V146H220ZM234 147H237L236 144H235L233 147H231L230 149H232V151H233V148H234ZM260 147H261V146H260ZM262 147H263V146H262ZM16 148H17V150H16ZM16 148H15V149L12 148V149H14V150H10V148H9V150L7 149L9 152H8V151H5V152L7 153V154L4 153V156H6V158L4 157L5 159H2V160H6V159H8V161L10 160L9 162L11 163V159L15 160V159L18 158V157H22L23 154H24V152H25V151H24L25 149H24L23 151H20L21 149L18 150V149H19L18 146H17ZM20 148H21V147H20ZM22 148H23V147H22ZM46 148H47V146L45 147V150H46ZM48 148H49V147H48ZM51 148H52V147H51ZM69 148H70V147H69ZM69 148H67V149H69ZM90 148H91V147H90ZM96 148H95V149H96ZM121 148H122V146H121ZM121 148H120L119 146H114V150H112V151H115L116 153H118L119 150H121ZM148 148H149V147H148ZM73 149H74V148H73ZM78 149H77V150H78ZM93 149H94V147H93ZM139 149H140V148H139ZM170 149H169V150H170ZM189 149L187 150V149L185 148L183 151L187 150V151L189 152ZM206 149H205V150H206ZM241 149H240V150H241ZM45 150H42V152H44ZM50 150H51V149H50ZM77 150L74 149L75 152H77ZM91 150H92V149H91ZM97 150H98V149H97ZM117 150H118V152H117ZM122 150H123V149H122ZM122 150H121V151H122ZM145 150H146V149H145ZM148 150H149V149H148ZM172 150H173V149H172ZM207 150H208V149H207ZM207 150H206V151H207ZM211 150H214V149H211ZM235 150H236V149H235ZM240 150H238V151H240ZM69 151H70V153H71V152H74V151H71V150H69ZM82 151H84V148H83ZM87 151H88V150H87ZM89 151H90V150H89ZM89 151H88V152H89ZM142 151H144V149H142ZM165 151H166V153H165ZM187 151H185V152L187 153ZM191 151H192V150H191ZM209 151H210V149H209ZM209 151H208V152H209ZM225 151H226V150H225ZM225 151H224V153H225ZM227 151H228V150H227ZM227 151H226V153H228ZM243 151H244V150H243ZM243 151H242V152H243ZM39 152H40V151H39ZM39 152H38V153H39ZM85 152H86V151H85ZM85 152H83V153H85ZM91 152H92V151H91ZM95 152H96V150L94 151V153H95ZM146 152H147V150H146ZM146 152H145V153H146ZM180 152H181V151H180ZM180 152H179V153H180ZM193 152H194L195 154H197L195 151H193ZM208 152H207V154H208ZM233 152H234V151H233ZM233 152H232V153H233ZM236 152H237V151H236ZM236 152H235V153H236ZM262 152H263V151H262ZM66 153H67V152L65 151V154H66ZM120 153H121V152H120ZM149 153H148V154H149ZM153 153H152V154H153ZM172 153H173V151H172ZM172 153H171V155H172V160H175V161H176L179 155H180L179 158L181 159V156H182L181 154L178 153V154H177V157H176V155H174L176 158H173L174 156H173ZM175 153H177V152H175ZM186 153H185V154H186ZM191 153H192V152H191ZM210 153H212V151H211ZM226 153H225V154H226ZM235 153H234V155H235ZM72 154L75 155V153H72ZM91 154H92V153H90V155H89V154H88V155L91 157V156H92ZM122 154H123V153H121V156H122ZM124 154H125V153H124ZM146 154H147V153H146ZM183 154H184V153H183ZM187 154H189V153H187ZM195 154H194V156H196ZM225 154H224V155H225ZM259 154L263 156V153L261 154V152H260ZM42 155H43V153L41 154V156H42ZM44 155H45V154H44ZM77 155H78V154H77ZM81 155H82V153H81ZM81 155L79 154L80 158L82 157ZM85 155L87 156L86 153H85ZM118 155H119V153H118ZM126 155H127V152H126ZM154 155H152V156L155 157ZM171 155H170V157H171ZM217 155H219V154H217ZM222 155H223V154L220 153V156H219L218 158H220ZM243 155H244V154L241 155L242 158H245V160H246V157H244V156H246V155H244V156H243ZM45 156L47 157V152H46V155H45ZM45 156H44V157H45ZM115 156L117 157V155H115ZM121 156H120V157L118 156V157L120 158V161H117L118 158H116V159H117V160H116L117 163H118V162H122V161L124 162V160H125L124 157L127 158V156H124V157H121ZM128 156H129V155H128ZM143 156H144V155H143ZM148 156H149V155H147V160H146V161H148ZM194 156H193V157H194ZM214 156H216V155H213V153H212V155H210L209 159L212 160L211 158L214 157ZM225 156H226V155H225ZM235 156H236V155H235ZM257 156H258V155H257ZM262 156H261V157H262ZM75 157H76V156H75ZM77 157H78V156H77ZM92 157H93V156H92ZM92 157H91V158H92ZM130 157H131V160H132V156H131V154H130ZM130 157L127 158V159H130ZM150 157H151V154H150ZM153 157L151 158V160L153 159ZM183 157H184V156H183ZM197 157H198V155H197ZM197 157H196V158H197ZM203 157H205V156H203ZM207 157H208V156H207ZM261 157L259 156L258 158H261ZM42 158H43V157H42ZM42 158H41L42 161H44V159H46V158H44V159H42ZM49 158H50V156H49ZM71 158H72V156L70 157V159H71ZM78 158H79V157H78ZM82 158H83V157H82ZM84 158H85V157H84ZM84 158H83V159H84ZM86 158H88V156H87ZM86 158H85V159H86ZM94 158H95V157H94ZM94 158H92L91 161H93ZM114 158H115V157H114ZM121 158H123L124 160L121 161ZM133 158H134V157H133ZM162 158L160 157V159H162ZM184 158H186V157H184ZM189 158H190V157H188V159L186 158V160H187V161H188V160H191V159H189ZM194 158H195V157H194ZM194 158H192V159L194 160ZM214 158L217 159V156L214 157ZM221 158H222V157H221ZM224 158H225V157H224ZM240 158H241V157H238V159H240ZM255 158H256V156H255ZM255 158H254V160L258 159V158H256V159H255ZM47 159H48V158H47ZM51 159H52V157L49 159V161H51ZM72 159H73V158H72ZM72 159H71V160H72ZM83 159H82V160H83ZM89 159H90V158H88V160H89ZM135 159H136V158H135ZM138 159H139V158H138ZM141 159H144V158H141ZM145 159H146V158H145ZM155 159H156V163H157L158 159H157V158H155ZM155 159H154V161H155ZM166 159H167V158H165V160H166ZM204 159H205V158H204ZM238 159H237V160H238ZM247 159H248V158H247ZM262 159H263V157H262ZM262 159H261V160H262ZM34 160L36 161V159H34ZM68 160H69V159H68ZM68 160H67V161H68ZM71 160H70V161H71ZM73 160H74V159H73ZM73 160H72L71 162L69 161L70 164L74 163L75 160H76V162H77V158H76L74 161H73ZM88 160L86 159V160H84V161H88ZM114 160H115V159H113L112 161H114ZM133 160H134V159H133ZM139 160H140V159H139ZM151 160H150L149 162H151ZM162 160H163V159H162ZM186 160H184V162H185ZM206 160H207V158H206ZM210 160H209V161H210ZM234 160H235V159H234ZM237 160H236V165H237L238 163H240L239 160H238L239 162L237 163ZM245 160H244V161H245ZM254 160H253V162L255 163ZM35 161H33V164H34ZM45 161L47 162V160H45ZM78 161H79V160H78ZM116 161H115V162H116ZM126 161H127V160H126ZM126 161H125V162H126ZM143 161H144V160H143ZM143 161H140V164H141V162L143 163ZM154 161H153V162H154ZM168 161L170 162V164H171L172 162L174 163V161L171 162V159L167 160L166 162H168ZM177 161H178V160H177ZM177 161H176V162H177ZM180 161L182 162V160H180ZM209 161H208V162H209ZM244 161H243V162H244ZM2 162H3V161H2ZM2 162H1V163H2ZM13 162H18V161H12V163H13ZM37 162H39V161H37ZM40 162H41V161H40ZM51 162H52V161H51ZM51 162H50V165L52 166L53 162H52V164H51ZM76 162H75V163H76ZM79 162H81V160H80ZM94 162H95V161H94ZM125 162H124V163H125ZM131 162H132V161H131ZM133 162H135V161H133ZM136 162H137V161H136ZM136 162H135V163H136ZM138 162H139V161H138ZM144 162H145V161H144ZM153 162L151 163V165L153 164ZM159 162H160V160H159ZM162 162H163V161H162ZM176 162L174 163L175 165H176ZM191 162H192V161H191ZM191 162H188V163H191ZM216 162H218V161H215V163H216ZM245 162H246V164H247V163H248V160L245 161ZM251 162H252V161H251ZM251 162H250V167L253 165ZM3 163H4V162H3ZM5 163L7 164V161H6ZM117 163H116V164H117ZM124 163H121V164H123V165L120 164V166H122V169L126 168V164H125V167H124ZM154 163H155V162H154ZM173 163H172V164H173ZM206 163H207V162H206ZM209 163H211V161H210ZM219 163H220V161H219ZM35 164H37V163H35ZM38 164H39V163H38ZM64 164H65V163H64ZM66 164H67V163H66ZM70 164H69V165H70ZM78 164L80 165L81 163H78ZM113 164H114V163H113ZM113 164H111V169H112ZM131 164H132V163H131ZM138 164H139V163H138ZM144 164H145V163H144ZM147 164H148V163H147ZM163 164H164V162H163ZM170 164H165V165H166V166L169 165V167H171ZM180 164H181V163H180ZM216 164H217V163H216ZM243 164H244V163H243ZM243 164H240V165H243ZM246 164H245V165H246ZM251 164H252V165H251ZM255 164H256V163H255ZM255 164H254V165H255ZM0 165H1V164H0ZM7 165H8V164H7ZM7 165H6V166H7ZM46 165H47V164H46ZM50 165H49V166H50ZM69 165H68V166H69ZM72 165H73V164H72ZM74 165H76V164H74ZM81 165H82V164H81ZM83 165H84V164H83ZM87 165H89V163H88ZM95 165H97V164L95 163ZM118 165H119V164H117V165H115V166H118ZM129 165H130V164H129ZM151 165H150V164H149V165H146V167H147V166H151ZM157 165H159V164H157ZM178 165H179V163H178ZM178 165H177V166H178ZM183 165H184V163H183ZM185 165H186V162H185ZM185 165L183 166L184 168H185ZM213 165H214V161H213ZM222 165H223V164H220V167H221ZM236 165H235V167L240 166L239 164H238L237 166H236ZM254 165H253V166H254ZM9 166H10V165H9ZM47 166H48V165H47ZM49 166H48V167H49ZM155 166H156V165H155ZM155 166H154V167L152 166L151 168L148 167V169H149L148 171H152L151 174H153L151 177H153V176L155 175V173H153L154 170L156 171ZM161 166H162V165H161ZM166 166H164V167H165L164 170L168 169V167L166 168ZM181 166H182V165H181ZM187 166H188V164H187ZM214 166H215V165H214ZM223 166H224V165H223ZM223 166H222V167H223ZM7 167H8V166H7ZM12 167H13V166H12ZM48 167H47V168H48ZM53 167H54V166H52V169H55V168H56V167H55V168H53ZM69 167H70V166H69ZM95 167H96V166H95ZM118 167H119V166H118ZM118 167H117L116 171H121L122 169L118 170ZM123 167H124V168H123ZM172 167H174V165H172ZM172 167L169 168V169H172ZM183 167H180V168H181V169H180V172H179V170L177 169L178 172H179L180 174H181L182 169H184ZM188 167H189V166H188ZM188 167H187V168H188ZM212 167H213V166H212ZM222 167H221V168H222ZM243 167L245 168L244 165H243ZM1 168H2V170L4 169V170H3L4 172H3L2 170H0V181H1L2 177H4L5 174H6V176H7V174L10 175L9 170H8L7 168L5 169L4 166H1L0 169H1ZM49 168H50V167H49ZM109 168H110V167H109ZM114 168H115V167H114ZM114 168H113V171H114ZM153 168H154V169H153ZM162 168H163V167H162ZM176 168H177V167H176ZM225 168H226V167H225ZM9 169H10V167H9ZM50 169H51V168H50ZM52 169H51V170H52ZM106 169H108V168H106ZM106 169H105L104 171H108V173H109V170H106ZM150 169H151V170H150ZM173 169H174V168H173ZM173 169H172V170H173ZM185 169H186V168H185ZM185 169H184V170H185ZM223 169H224V167H223ZM223 169H221V170H223ZM48 170H49V169H48ZM157 170H158V169H157ZM162 170H163V169H162ZM172 170H171V172H172ZM177 170H176V171H177ZM213 170H214V169H213ZM225 170H226V169H225ZM10 171H11V169H10ZM36 171H37V170H36ZM49 171H50V170H49ZM116 171H115V172H116ZM223 171H224V170H223ZM13 172H16V173L18 172V168H17V166H15V167L12 168L11 174H13ZM50 172H51V171H50ZM68 172H69V171H68ZM121 172H123V171H121ZM124 172H125V171H124ZM124 172H123V174H124ZM166 172H168V171H166ZM174 172H175V171H174ZM174 172H173V173H174ZM178 172H175L177 176H179V175L177 174ZM34 173H35V171H34ZM47 173H48V172H47ZM70 173H72V172H70ZM70 173H69V174H70ZM73 173H74V172H73ZM99 173L101 174V176H103V175H102V172H99ZM99 173H98V177H100V176H99V175H100ZM110 173H112V171H111ZM125 173H127V171H126ZM169 173H170V171H169ZM175 173H174V174L171 173V174L174 175V176H176ZM219 173L221 174L222 172H218V178H219V176H220ZM50 174H51V173H50ZM85 174H87V173H84V177L86 176ZM104 174H106V173H104ZM113 174H114V173H113ZM116 174H118V173H116ZM116 174H114V175H116ZM119 174H121V173H119ZM119 174H118V176H120ZM123 174L121 175V177H123ZM127 174H128V173H127ZM163 174H164V173H163ZM165 174H166V173H165ZM165 174H164V176H166ZM171 174H170V175H171ZM223 174H224V173H223ZM223 174L220 176V179H221V177L223 176ZM9 175H8V176H9ZM65 175H68V173H67V174L65 173L63 176H65ZM107 175H108V174H107ZM129 175H131V174H129ZM170 175H168V177H169ZM172 175H171V176H172ZM224 175H226V174H224ZM238 175H239V174H238ZM13 176H14V175H13ZM34 176H35V175H34ZM43 176H44V175H43ZM48 176L50 177V175H48ZM48 176L44 177L45 180H44L42 183H40V184H41V187H39V190H38L39 193H38V191H37V192L35 191L36 193L40 194V192H45V194L47 195L46 191H48L47 189L50 188V186H51V185H50V186L47 185V184L49 183V182H48L49 180L46 182V180H47L46 178H47ZM68 176H69V175H68ZM68 176L65 177V179H67ZM71 176L73 177V174L70 175L69 177H71ZM124 176H125L124 180H125V179H129V178H126L127 175L124 174ZM155 176H156V175H155ZM160 176H161V175H160ZM160 176H157V178L160 177ZM177 176H176V177H177ZM181 176H182V175H181ZM241 176H242V174H241ZM9 177H10V176H9ZM15 177H16V175H15ZM17 177H18V175H17ZM17 177H16V179H18ZM27 177H29V176H27ZM27 177H26V178H27ZM52 177H53V176H52ZM72 177H71V178H72ZM96 177H97V175H96ZM113 177H114V176L112 175V178H113ZM115 177H116V176H115ZM128 177H129V176H128ZM166 177H167V176H166ZM223 177H225V176H223ZM223 177H222V178H223ZM239 177H240V176H239ZM13 178H14V177H13ZM19 178H20V176H19ZM21 178L24 180L25 177H21ZM32 178H33V177H32ZM36 178H37V180H38L39 177H36ZM40 178L42 179V176H40ZM53 178H55V177H53ZM61 178H63V177H61ZM82 178H83V177H82ZM131 178H132V177H131ZM131 178H130V179H131ZM155 178H156V177H155ZM155 178H153V179H155ZM163 178H164V177H163ZM179 178H180V177H179ZM241 178H243V177H241ZM263 178H264V177H263ZM14 179H15V178H14ZM14 179H13V180H14ZM16 179H15V180H16ZM65 179H64V180H65ZM114 179H115V178H113V180H114ZM116 179H117V178H116ZM118 179H119V178H118ZM118 179H117V180H118ZM153 179L151 178V180H152L151 182H152V183L156 182V184H157V182H160V184H159L160 186H161V185H164L165 183H166V185H167V181H166L165 179H163V180H165V181H163L161 178H160V180H159V178H158L157 181H154V182H153ZM166 179L168 180V179H170V178H166ZM174 179H176V181H177L178 178H174ZM238 179H240V178H238ZM238 179H237V180H238ZM246 179H247V178H246ZM7 180L10 182V179H7ZM18 180H19V179H18ZM25 180H26V179H25ZM25 180H24V181H25ZM30 180H31V178H30ZM39 180H40V179H39ZM39 180H38V181H39ZM42 180H43V179H42ZM68 180H70V179H67V181H68ZM71 180H72V179H71ZM119 180H120V179H119ZM121 180H123V179L121 178ZM124 180H123V181H124ZM158 180H159V181H158ZM161 180L163 181V183H164V182H165V183H164V184H163V183L161 184V182H162ZM172 180H173V179H171V181H172ZM243 180H244V179H243ZM258 180H259V179H258ZM260 180H261V178H260ZM262 180H264V179H262ZM4 181H6V179H4ZM4 181H3V182H4ZM21 181H22V180H21ZM32 181H33V180H32ZM32 181H30V182H32ZM38 181H37V182H38ZM50 181H51V180H50ZM65 181H66V180H65ZM123 181H120V182L122 183ZM127 181H129V180H126V183H127ZM168 181H170V180H168ZM179 181H180V179H179ZM241 181H242V179H241ZM9 182H7V183H8L7 186L11 188L12 186H11V185L9 186ZM13 182H14V181H13ZM19 182H20V181H19ZM27 182H29V181H27ZM27 182H26V184H27ZM35 182H36V180H35ZM51 182H52V181H51ZM69 182H70V181H69ZM124 182H125V181H124ZM182 182H183V180H182ZM237 182H238V181H237ZM244 182H245V181H243L242 183H244ZM5 183H6V182H5ZM5 183H4V184H5ZM15 183H16V182H14V184H15ZM22 183H23V182H22ZM32 183H33V182H32ZM114 183H115V184L117 183L116 180H114ZM121 183H120L119 185H121ZM129 183H130V181H129ZM169 183H170V182H168V184H169ZM172 183H173V182H172ZM172 183H170V185H171ZM205 183H206V182H205ZM212 183H213V182H212ZM239 183H240V181H239ZM239 183H237V184H239ZM242 183H241V185H243ZM245 183H247V182H245ZM262 183H263V185H264V181H263ZM262 183H261V184H262ZM1 184L3 185L2 182H1ZM10 184H11V182H10ZM12 184H13V183H12ZM14 184H13V185H14ZM18 184H19V183H18ZM115 184H114V185H115ZM117 184H118V183H117ZM117 184H116V185H117ZM173 184H175V183H173ZM176 184H178V182H176ZM180 184H183V183H180ZM259 184H260V183H259ZM261 184H260V185H261ZM116 185H115V187H116ZM124 185H125V183H124ZM153 185H154V184H151V185H149V186L152 187ZM244 185H245V187H246V184H244ZM244 185L242 186L243 189H244ZM260 185H259V186H260ZM76 186H77V185H76ZM79 186H80V184H79ZM79 186H77V187L79 188ZM109 186H111V188H108ZM109 186H107V188H108L107 190H108L109 192H110L109 189H111L112 191L115 190V189H114V190L112 189V185L109 184ZM117 186H118V185H117ZM122 186H123V185H122ZM168 186H169V185H168ZM173 186H174V185H173ZM177 186H180V185L178 184ZM210 186L212 187L213 184H212V185L209 184V188H211ZM259 186L257 187V188H258V189H257V193L262 194V196L264 197V190H263L264 188H263V189H262V188H259ZM80 187H81L80 190H82V189H83V188H82L83 186H80ZM115 187H114V188H115ZM119 187H120V186H119ZM119 187H118V188H119ZM123 187H124V186H123ZM157 187H158V186H157ZM164 187H166V186H164ZM174 187H175V186H174ZM181 187H182V186H181ZM261 187H262V185H261ZM1 188H2V187H0V189H1ZM3 188H4V187H3ZM6 188H7V187H6ZM6 188H4V190H5ZM36 188H37V187H36ZM54 188H55V187H54ZM78 188H75V189H73V190L76 191V192H80ZM130 188H131V190H132V187H130ZM130 188H129V189H130ZM176 188H177V187H176ZM178 188H179V187H178ZM178 188H177V189H178ZM204 188H205V187H204ZM206 188H207V187H206ZM209 188H208V190H207L208 192H209ZM55 189H56V188H55ZM57 189H58V188H57ZM77 189H78V190H77ZM155 189H157V188H155ZM165 189H166V188H165ZM243 189H242V190H243ZM1 190H2V189H1ZM35 190H36V189H35ZM60 190H61V189H60ZM84 190L86 191V188H85ZM116 190H117V189H116ZM119 190H121V189H119ZM123 190H124V192H128V191L130 192V190L125 191L124 188H123ZM160 190H161V189H160ZM244 190H245V189H244ZM2 191H3V190H2ZM20 191H22V190H20ZM58 191H59V190H58ZM74 191H73V192H74ZM82 191H83V190H82ZM108 191H107V192H108ZM112 191H111V197H109V198H112ZM133 191H134V189H133ZM133 191H132V192H133ZM135 191H136V192H140L139 190H135ZM151 191H152V190H151ZM151 191H150V192H151ZM153 191L156 192L154 189H153ZM157 191H158V190H157ZM176 191H177V190H176ZM204 191H206V190H204ZM239 191H241V189H240ZM0 192H1V191H0ZM7 192H8V191H7ZM30 192H31V191H30ZM30 192L28 191V193H26V194H27V197H19L18 195H17V197H13V196H14L15 194H17L18 192H17V193H14L13 196H12V194H11V197L7 198V199L4 200V201H3V199H1V198H3V197H1V195H0V197H1L0 200H2V201L0 202V209H1V208H4V210H6L8 213H9V211L17 212V213L19 212L18 214H20V211H22V212H24V213H26V212L29 211L28 214H29L30 212H34L33 210H35V212H36V210H37L38 208L35 209L36 205H35V204L33 205V203H31V201H32V199H33L34 197L28 195ZM35 192H34V193H35ZM56 192H57V191H56ZM56 192H53V195L56 194V195H54V196H55V197H54V198H55V201H56V197H57V196L59 197V194L56 193ZM105 192H106V191H104V193H105ZM118 192H120V191L117 190L116 193H118ZM129 192H128V193H129ZM132 192H131V193H132ZM136 192H135L134 194H136ZM148 192H149V191H148ZM150 192H149V193H150ZM154 192H152L153 195L155 194ZM159 192H161V191H159ZM172 192H174V191H172ZM254 192H256V190H255ZM1 193H3V195L5 196L4 193H6V190H5V192H1ZM22 193H23V192H22ZM24 193H25V192H24ZM36 193H35L34 195H36ZM50 193H52V191H51ZM50 193H49V194H50ZM61 193H62V192H61ZM61 193H60V194H61ZM96 193H97V192H96ZM104 193H103V194H104ZM113 193H114V192H113ZM120 193L123 194L122 191H121ZM142 193H143V192H142ZM149 193H148V194H149ZM156 193H158V192H156ZM240 193H241V192H240ZM6 194H7V193H6ZM42 194H43V196H42ZM42 194H40V195H41L42 198H43V197L45 196V194H44V193H42ZM49 194H48V195H49ZM98 194H99V193H98ZM101 194H102V193H101ZM103 194H102V195H103ZM118 194H119V193H118ZM121 194H120V196H121ZM132 194H133V193H132ZM134 194H133V195H134ZM148 194H147V196H148ZM175 194H176V193H175ZM7 195H8V194H7ZM23 195H24V194H23ZM51 195H52V194H51ZM51 195H50L49 197L53 198ZM107 195L109 196V193H107ZM113 195L115 196V193H114ZM130 195H131V194H130ZM136 195H138V193H137ZM139 195H140V194H139ZM143 195H146V194H145V193L142 194L141 198H143ZM157 195L160 196L159 194H157ZM179 195H180V194H179ZM25 196H26V195H25ZM38 196H39V195H38ZM61 196H62V194L60 195V197H61ZM97 196H98V195H97ZM114 196H113V197H114ZM125 196H126V198H127L129 195H128V196L125 195ZM158 196H157V197H158ZM174 196L177 197L176 195H174ZM213 196H214V195H211L210 198L213 197ZM224 196H227V194L224 195ZM254 196H255V195H254ZM58 197H57V198H58ZM99 197L102 198V197H104V196H102V197H101V195L98 196V199H97V200H100ZM106 197H107V196H105V198H106ZM122 197H123V196H122ZM131 197H132V196H131ZM138 197H139V196H138ZM151 197H152V195H151ZM151 197H150V198H151ZM157 197L154 195V200H155V198H157ZM172 197H173V196H172ZM172 197H171V198H172ZM178 197H179V196H178ZM178 197H177V198H178ZM260 197H261V196H260ZM260 197H258V198H260ZM28 198H29V199H28ZM42 198H41V199H42ZM46 198H47V196H46ZM46 198H45V199H46ZM51 198H49V199H51ZM96 198H97V197H96ZM96 198H95V199H96ZM105 198H104V199H105ZM109 198H108V200H109ZM119 198L122 199L121 197H119ZM123 198H125V197H123ZM139 198H140V197H139ZM139 198H138V199H139ZM141 198H140V200H141ZM144 198H147V197L144 196ZM158 198H159V197H158ZM226 198H227V197H226ZM36 199H38V197H37ZM95 199H94V200H95ZM104 199H103L102 201H104ZM113 199H114V198H113ZM116 199H117V198H116ZM116 199L113 200V201H111V202H114V201L116 202ZM138 199H137V200H138ZM184 199H185V198H184ZM184 199L181 200V201H179L178 203L180 204L182 201H184ZM39 200H40V198L37 200V202H39ZM43 200H44V199H43ZM53 200H54V199H53ZM53 200H52V202H54ZM58 200H60V199H57V202H58ZM97 200H96V201H97ZM108 200H107V201H108ZM123 200H125V199H123ZM127 200H128V198H127ZM145 200H146V199H145ZM145 200L143 199V201H145ZM150 200H151V199H150ZM150 200H149V201H150ZM152 200H153V199H152ZM256 200H257V196H256ZM259 200H260V199H259ZM34 201H35V199H34ZM44 201H46V200H44ZM47 201H48V199H47ZM105 201H106V200H105ZM105 201H104V202H105ZM118 201L121 202V200H119V199H118ZM125 201H126V200H125ZM146 201H147V200H146ZM146 201H145V202H146ZM156 201H158V200H156ZM156 201H154V202H156ZM199 201H200V200H199ZM203 201H204V199H203ZM26 202H29V203H28V206L25 204ZM40 202H42V201H40ZM49 202H50V201H49ZM78 202H79V201H78ZM80 202H81V200H80ZM92 202H93V201H92ZM120 202H119V203H120ZM141 202H142V201H140V203H137V205H138V204L141 205ZM147 202H148V201H147ZM150 202H151V201H150ZM162 202H163V201H162ZM185 202H186V201H185ZM200 202H201V201H200ZM200 202H199V203H200ZM43 203H44V202H43ZM43 203H42V204H43ZM45 203H46V202H45ZM45 203H44V204H45ZM82 203H83V202H82ZM84 203H85V202H84ZM86 203H87V202H86ZM86 203H85V204H86ZM97 203H98V202H97ZM99 203H101V202L99 201ZM116 203H118V202H116ZM116 203H115L114 205H117ZM119 203H118V204H119ZM122 203H123V202H122ZM122 203H121V204H122ZM171 203H172V202H171ZM171 203H170V204H171ZM259 203H260V202H259ZM37 204H38V203H37ZM40 204H41V203H40ZM42 204H41V205H42ZM44 204H43V205H44ZM55 204L57 205V203H55ZM76 204H77V203H76ZM80 204H81V203H80ZM94 204H95L96 206H97V205L99 206V204H96V202H95ZM109 204H110V208H111V203H109ZM121 204H120V206H121ZM143 204H144V203H143ZM143 204H142V205H143ZM157 204H158L157 206H159V203H158V202H157ZM164 204H165V203H163V205H164ZM170 204L167 205V206H170ZM181 204H182V203H181ZM181 204H180V205H181ZM183 204H184V203H183ZM201 204H203V203H201ZM260 204H262V203H260ZM260 204H258V205H259V207H261V209H262V208L264 207V205H261V206H260ZM25 205H26L27 207H26ZM38 205H39V204H38ZM49 205H50V204H49ZM78 205H79V203H78ZM83 205H84V204H83ZM92 205H93V204H92ZM101 205H102V204H101ZM101 205H100V206H101ZM103 205H104V204H103ZM105 205H106V204H105ZM105 205H104L102 211L104 210ZM114 205H113V207H114ZM122 205H123V204H122ZM149 205H152V203L149 204ZM154 205H155V204H154ZM154 205H153V207H154ZM160 205H162V204H160ZM163 205H162V206H163ZM175 205H176V204H175ZM186 205H187V204H186ZM199 205H200V204H199ZM253 205H254V204H253ZM255 205H257V204H255ZM258 205H257L256 207L254 206L255 209H257ZM52 206L54 207L55 205H52V204H51V205H50L51 208H50L49 206H48V208H50V210H51V209L53 208ZM86 206L88 207V205H86ZM93 206H94V205H93ZM93 206H92L91 208H93ZM118 206H119V205H118ZM118 206H117V207H118ZM129 206H130V205H129ZM134 206H136V205L134 204ZM157 206H155V207H157ZM167 206H165V207H167ZM171 206H172V204H171ZM171 206H170V207H171ZM178 206H179V205H178ZM197 206H198V205H197ZM200 206H201V205H200ZM262 206H263V207H262ZM46 207H47V206H46ZM46 207H44V208H46ZM132 207H133V206H132ZM132 207H131V208H132ZM136 207H137V206H136ZM141 207H142V206H141ZM151 207H152V206H151ZM159 207H160V206H159ZM163 207H164V206H163ZM165 207H164V208H165ZM173 207H174V206H173ZM179 207H180V206H179ZM181 207H183V205H182ZM251 207H252V206H251ZM254 207H253V208H254ZM44 208L42 207V210H43ZM74 208H75V207H74ZM84 208H85V206L83 207L82 210H85ZM89 208H90V206H89ZM91 208H90V209H91ZM96 208H97V207H96ZM96 208H94V212H95V209H96ZM107 208H108V209H107L106 211L104 210L105 212H103V213H108L107 216H109V215H111V214H109L110 212H108V210H109V211H113V210H112V209L110 210V208H109L108 206H107ZM122 208H124V207H122ZM164 208H163V210H164ZM176 208H177V205H176ZM176 208H175V209H176ZM39 209H40V208H39ZM76 209H78V207H76ZM90 209H89V210H90ZM114 209H116V207H115ZM134 209H135V208H134ZM134 209H133V210H134ZM171 209H172V208H171ZM171 209H168V210H171ZM177 209H178V208H177ZM1 210H2V209H1ZM78 210H79V209H78ZM78 210H77V212H80V210H79V211H78ZM86 210L89 211L88 209H86ZM98 210H99V209H98ZM126 210H127V209H126ZM137 210H140V209H138V207H137ZM165 210H166V209H165ZM165 210H164V211H165ZM173 210H174V209H173ZM178 210H180V208H179ZM178 210H177V211H178ZM257 210H258V209H257ZM127 211H128V210H127ZM129 211H130V210H129ZM181 211H182V210H181ZM190 211H191V210H190ZM262 211H263V210H262ZM0 212H1V211H0ZM3 212H5V211H3ZM12 212H10V214H11ZM39 212H41V210L38 211L37 213H39ZM74 212H75V211H74ZM99 212H100V210H99ZM99 212H98V213H99ZM135 212H136V209H135ZM162 212H163V211H162ZM174 212H176V210H175ZM178 212H179V211H178ZM183 212H184V211H183ZM195 212H196V211H195ZM1 213H2V212H1ZM95 213H96V212H95ZM98 213H96V214H98ZM127 213H128V212H127ZM139 213H140V211H139ZM145 213H146V212H144L143 214H145ZM176 213H177V212H176ZM176 213H175V214H176ZM4 214H5V213H4ZM21 214H22V213H21ZM32 214H33V213H31V215H32ZM78 214H79V213H78ZM78 214H77V216L79 217ZM80 214H86L87 217L85 216V219L87 220V218H88V214H89V213H86V212L84 211V212H81ZM129 214H130V213H129ZM132 214H133V212H132ZM134 214L136 215V213H134ZM134 214H133V215H134ZM165 214H167L168 218L171 217L170 215H174V214H172V213L170 214V212H169L170 215H168V213H166V212H165ZM192 214H194V213H192ZM7 215H8V214H7ZM22 215H23V214H22ZM26 215H27V214H26ZM34 215L38 216V214H35V213L33 214V216H34ZM90 215H91V214H90ZM90 215H89V216H90ZM94 215H95V214H94ZM103 215H104V214H103ZM146 215H147V214H146ZM160 215H161V213H160ZM162 215H163V214H162ZM176 215H177V214H176ZM181 215H182V214H181ZM181 215H180V216H181ZM185 215H186V214H185ZM10 216H12V218L15 220L13 214L10 215ZM15 216H16V215H15ZM29 216H30V214H29ZM33 216H32V217H33ZM40 216H41V215H40ZM73 216H74V214H73ZM83 216H84V215H82V216H80V217L82 218ZM95 216L98 218L97 215H95ZM105 216H106V214H105ZM130 216H131V215H130ZM144 216H145V215H144ZM174 216H175V215H174ZM21 217H24V216H21ZM21 217H20V218H21ZM34 217H35V216H34ZM34 217H33V218H34ZM45 217H46V216H45ZM75 217H76V216H75ZM80 217H79V218H80ZM134 217H136V216H134ZM172 217H173V216H172ZM183 217H184V215H183ZM183 217H181V218H183ZM2 218H3V217H2ZM9 218H10V217H9ZM9 218H8V220H9ZM17 218H19V217L17 216ZM20 218H19V219H20ZM24 218H27V219H28V218H31V216L28 217V215H27V217H24ZM33 218H31V219H33ZM42 218H43V217H42ZM46 218H47V217H46ZM83 218H84V217H83ZM90 218H91V217H90ZM92 218H93V215H92ZM94 218H95V217H94ZM97 218H95V219H97ZM122 218H123V217H122ZM122 218H121V219H122ZM131 218H132V217H131ZM143 218H145V217H143ZM146 218H147V216H146ZM150 218H151V217H150ZM168 218H167V223H169V222H168V221H169ZM175 218H176V216H175ZM179 218H180V217H179ZM5 219H6V218H5ZM19 219H18V221L20 222L21 219H20V220H19ZM27 219H26V220H27ZM31 219H30V220H31ZM44 219H45V218H44ZM73 219H74V218H73ZM85 219H84V220H85ZM128 219H129V218H128ZM148 219H149V217H148ZM161 219L163 220V218H160V220H161ZM14 220H13V222H17V221H14ZM23 220L26 221L25 219H23ZM23 220H21V221H23ZM30 220H27L26 223L23 221V222H22V225L20 224L21 222H20V223L17 222V223L20 225V228H21L22 226H26V228L31 229V231H32L34 228H38L37 225H35L36 227H35V226L32 227V224H33L35 221H36V223L39 222V221H40V222H43V221H42L43 219L41 220L40 218H39V220L37 219L38 221H37L36 219H35V220L33 219L34 222H31ZM45 220H46V219H45ZM45 220H44V221H45ZM77 220H78V218H77ZM79 220H80V221H79ZM79 220H78L79 222L82 221L81 219H79ZM86 220H85V221H86ZM90 220H91V219H90ZM125 220H126V219H125ZM144 220H145V219H144ZM172 220H173V218L171 219L170 222H172ZM176 220H177V219H176ZM2 221H3V219H2ZM87 221L89 222V220H87ZM92 221H93V219H92ZM96 221H97V220H96ZM96 221H94V223H96ZM116 221H118V220H116ZM123 221H124V219H123ZM128 221H130V220H127V222H128ZM132 221H133V218H132ZM150 221H151V220H150ZM158 221H159V220H158ZM158 221H157V222H158ZM173 221H175V220H173ZM10 222H12L11 219H10L9 221H6V223H4L6 228H4V227L1 225L4 229H3V228H2V230L0 229V230H1V231H0V241L3 240V241H5V243H6V242H9L10 239L13 238L12 236H9V235L12 233V232H11L10 234H8L9 230L12 231V228L16 229V228L19 226V225H18V226H15V227H16V228H15V227H13V226H14L13 223H10ZM30 222H31V223H30ZM79 222H77V224H78ZM82 222H83V221H82ZM88 222H86V224H87ZM102 222H103V221H102ZM102 222L100 221L99 223L101 224ZM118 222H120V221H118ZM121 222H122V221H121ZM125 222H126V221H125ZM140 222H141V221H140ZM148 222H149V221H148ZM148 222H147V223H148ZM151 222H152V221H151ZM151 222H150L151 226L154 227V224H155V223H153V225H152ZM153 222H155V221H153ZM159 222H160V221H159ZM29 223H30L31 225H29ZM46 223H47V222H46ZM46 223H43V224H46ZM97 223H98V222H97ZM99 223L97 224L98 226H99ZM115 223H117V222H114V224H115ZM142 223H143V221H142ZM145 223H146V222H145ZM165 223H166V222H165ZM224 223H227V222H224ZM224 223H221V226H222V224H223V226H224ZM4 224H3V225H4ZM11 224H12L13 226H12ZM15 224H16V223H15ZM50 224H51V223H50ZM66 224H67V223H66ZM71 224H72V223H71ZM73 224H74V225H73V227H74L75 224H76V222H73ZM123 224H124V223H123ZM130 224H131V225H132V224L135 225L136 223H134V221H133V222H131ZM130 224H129V225H130ZM137 224H138V223H137ZM148 224H149V223H148ZM156 224H157V223H156ZM156 224H155V225H156ZM169 224H171V223H169ZM227 224H228V223H227ZM227 224H226V226L229 225V224H228V225H227ZM239 224H240V223H239ZM16 225H17V224H16ZM52 225H54V224H52ZM56 225H58V224H56ZM56 225H55L54 227H56ZM64 225H65V224H64ZM64 225H62V227H63ZM80 225L83 226L82 223H81V224L79 223V226H80ZM84 225H85V224H84ZM90 225H91V224H90ZM95 225H96V224H95ZM117 225H118V223L116 224V226H117ZM121 225H122V224H121ZM125 225H127V224L125 223ZM134 225H132L131 227H133ZM139 225H140V224H139ZM144 225H145V224H144ZM163 225H164V224H163ZM166 225H167V224H166ZM166 225H165V226H166ZM40 226H41V225H40ZM48 226L50 227L49 224H48ZM48 226H47V227H48ZM59 226H60V224H59ZM66 226H68V225H66ZM81 226H80V228H81ZM101 226H102V224H101ZM105 226H106V225H105ZM127 226H128V225H127ZM145 226H146V225H145ZM156 226H157V227H155V228H158L159 225H156ZM171 226H172V225H171ZM171 226H170V227H171ZM219 226H220V225H219ZM226 226H225V227H226ZM242 226H244V225L242 224ZM10 227H12V228L10 229ZM54 227H51V228H54ZM114 227H115V226H114ZM119 227H120V225H119ZM122 227H124V226H121V229H123ZM128 227H129V226H128ZM131 227H130V228H131ZM142 227H143V225H142ZM161 227H162V225H161ZM163 227H164V226H163ZM166 227H167V226H166ZM166 227H165V230H167ZM168 227H169V226H168ZM170 227H169V228H170ZM235 227H236V226H235ZM41 228H43V227H41ZM41 228H40V229H41ZM51 228H48V230H47V229H46V230H47V231H50L49 229H51ZM56 228H57V227H56ZM59 228H60V227H59ZM75 228H76V226H75ZM84 228H85V227H84ZM102 228L104 229V226H103ZM125 228H126V227H125ZM130 228H128V229H130ZM143 228H144V227H143ZM146 228H147V227H146ZM155 228H153V229H155ZM171 228H172V227H171ZM14 229H13V230H14ZM28 229H27V230H28ZM43 229H44V228H43ZM96 229H98V228L96 227ZM99 229H101V228H99ZM99 229H98V230H99ZM106 229H107V228H106ZM115 229H117V231H118V228H117V227H116ZM119 229H120V228H119ZM131 229H132V228H131ZM144 229H145V228H144ZM153 229H152V230H153ZM160 229H161V228H160ZM160 229H159V230H160ZM225 229H226V228H225ZM228 229H229V228H228ZM235 229H237V228H235ZM17 230H18V229H17ZM46 230H44L43 232H46ZM59 230H61V229H59ZM59 230H56V231H59ZM69 230H70V229H69ZM71 230H72V229H71ZM98 230H96V231H98ZM126 230H127V228H126ZM149 230H151V227H150ZM157 230H158V229H157ZM223 230H224V229H223ZM238 230H240V229H238ZM254 230H255V229H254ZM29 231H30V230H29ZM31 231H30V232H31ZM51 231H52V229H51ZM75 231H76V229H75ZM79 231H80V230H79ZM96 231H95V232H96ZM104 231H105V229H104ZM117 231L115 230V232H117ZM119 231H120V230H119ZM145 231H146V229H145ZM145 231H143L142 233H144ZM160 231H161V230H160ZM168 231H169V230H168ZM168 231H167V232H168ZM221 231H222V229H221ZM248 231H249V230H248ZM27 232H28V231H27ZM27 232H26V233H27ZM43 232H42V233H43ZM72 232H74V231H72ZM77 232H78V231H77ZM77 232H74V233H77ZM81 232H82V231H81ZM86 232H87V229H86ZM100 232H103V230L100 231ZM163 232H164V231H163ZM163 232H162V234H166V233H167V232H166V233H163ZM225 232H226V230H225ZM225 232H224V233H225ZM239 232H240V231H239ZM243 232H244V231H243ZM13 233L16 235V233H18V232L14 230ZM42 233H40V237H42V235H41ZM46 233H49V232H46ZM59 233H61V232L59 231ZM59 233H58V234H59ZM88 233L91 234L90 232H88ZM92 233H93V232H92ZM98 233H99V231H98ZM153 233H155V230H153ZM157 233L159 234V232L156 231V235H157ZM174 233H178V232H174ZM189 233H191V232H189ZM189 233H188V234H189ZM194 233H195V232H193V234H194ZM245 233H246V232H245ZM253 233H254V232H253ZM49 234H50V233H49ZM49 234H48V235H49ZM51 234L53 235L52 232H51ZM54 234H56V232H55ZM61 234H63V233H61ZM68 234H69V233H68ZM78 234H79V232H78ZM82 234H83V233H82ZM84 234H85V232H84ZM99 234H101V233H99ZM144 234H145V233H144ZM146 234H149L148 230H147V233H146ZM171 234H172V232H171ZM179 234H180V233H179ZM256 234H257V233H256ZM17 235H18V234H17ZM17 235H16V236H17ZM25 235H27V234H25ZM64 235H66V236H64ZM64 235H60V236H63V238H64V237H67V234L64 233ZM96 235H97V233H96ZM190 235H192V234H189V236H190ZM49 236H51V235H49ZM60 236H58V238H59ZM80 236H81V234H80ZM98 236H99V235H98ZM180 236H181V235H179L178 237H180ZM187 236H188V235H187ZM189 236H188V237H189ZM192 236H194V235H192ZM239 236H240V235H239ZM244 236H245V235H244ZM10 237H12V238H10ZM46 237H47V235H46L45 237H42V238H44L43 240H45V242H48V241H46L47 239H45ZM51 237H52V236H51ZM91 237H92V235H91ZM94 237H95V235H94ZM94 237H93V240H94ZM171 237H175V236H171ZM171 237H170V238H171ZM176 237H177V235H176ZM178 237L175 238V239L173 238V239L177 242V241H179V239H180V238L178 239ZM188 237H187V238H188ZM240 237L242 238V236H240ZM258 237H259V235H258ZM14 238H15V236H14ZM42 238L40 239L41 242L43 241ZM60 238H61V237H60ZM67 238H68V237H67ZM67 238H66V239H67ZM86 238H87V236H86ZM86 238H85V239H86ZM95 238H98V237H95ZM107 238H108V237H107ZM109 238H110V236H109ZM113 238H114V237H113ZM113 238H112V239H113ZM223 238H224V237H223ZM253 238H254V237H253ZM38 239H39V237H38ZM49 239H51V238H49ZM53 239H54V238H52V240H53ZM55 239H57V237H55ZM68 239H69V238H68ZM71 239H72V238H71ZM71 239H70L69 241H71ZM81 239H82V238H81ZM87 239H88V238H87ZM87 239H86V240H87ZM89 239H90V241H89V240H88V241L93 243V241L91 240L90 237H89ZM114 239H115V238H114ZM114 239H113V240H114ZM173 239H172V240H173ZM219 239H221V238H219ZM228 239H229V237H228ZM33 240H35V239H33ZM63 240H64V239H63ZM86 240H85V242H86ZM113 240L109 239V240L104 241V243H103V244L105 245L104 247L107 246V248H108V247L110 246L111 249H112V248H113V247H112L113 245L117 246V245L120 244V242H118V240L115 239V241H117V242H116L117 245H116L115 242H114ZM230 240H231V239H230ZM238 240H240V239L238 238ZM260 240H261V239H260ZM30 241H31V240H30ZM50 241H51V240H50ZM53 241H54V240H53ZM69 241H68V242H69ZM82 241H83V240H82ZM82 241H81V242H82ZM88 241H87L86 243H89ZM95 241H96V240H95ZM224 241H225V240H224ZM45 242H44V243H45ZM55 242H56V240H55ZM66 242H67V241H66ZM68 242H67V243H68ZM229 242H230V241H229ZM229 242H228V243H229ZM231 242H232V240H231ZM236 242H237V241H236ZM29 243L31 244V242H29ZM29 243H28V244H29ZM34 243H35V241H34L32 244H34ZM49 243H50V242H49ZM49 243H48V244H45V245H48V248L51 247V246H49ZM70 243H71V242H70ZM118 243H119V244H118ZM223 243H224V242H223ZM258 243H259V242H258ZM32 244H31V245H32ZM37 244H38V243H37ZM41 244H43V243H41ZM89 244H90V243H89ZM93 244H94V243H93ZM95 244H96V245H94V246L97 248V245H98L97 242H96ZM143 244H144V243H143ZM23 245H24V244H23ZM23 245L20 244V246H22L21 248H23ZM50 245H52V244H50ZM120 245H121V246H120L121 248H119V249H121V251L125 250V246L123 247L122 243H121ZM257 245H258V244H257ZM259 245H260V244H259ZM259 245H258V246H259ZM18 246H19V245H18ZM20 246H19V247H20ZM66 246H68V245H66ZM66 246H65V243H64L62 240H61V241L59 240L58 242H56L55 244H53V248H52V250H51V248H50V250L53 251V250L55 249L54 251H57L58 249H61V248H63V247L66 248ZM82 246L84 247V246H88V245H85V244L83 243ZM102 246H103V245H102ZM115 246H114V248H116ZM44 247H45V246H44ZM44 247H43V251H44ZM88 247H89V246H88ZM88 247H86L87 250H88ZM90 247H92V245H90ZM95 247H94V249H96ZM100 247H101V246H100ZM110 247H109V248H110ZM4 248H5V247H4ZM24 248H25V247H24ZM24 248H23V249H24ZM27 248H28V247H27ZM27 248H26V249H27ZM45 248H46V247H45ZM48 248L46 249V251L49 250ZM81 248H82V247H81ZM98 248H99V247H98ZM107 248H105V249L107 250ZM263 248H264V247H263ZM1 249H3V248H1ZM17 249H18V248H17ZM56 249H57V250H56ZM67 249H68V247H67ZM92 249H93V248H92ZM72 250H73L74 253H75V250H74V249H72ZM87 250H86V251H87ZM96 250H97V249H96ZM112 250H114V252H115L116 249H112ZM112 250H110V252H111ZM4 251H5V250H4ZM4 251H3V252H4ZM17 251H18V250H17ZM20 251H22V249H21ZM46 251H45V253H46ZM68 251H69V250H68ZM79 251H81V249H79ZM83 251H84V250H83ZM83 251H82V253H83ZM92 251H94V250H92ZM92 251H91V253H92ZM98 251H101V250L99 249ZM116 251H117V250H116ZM6 252H7V250H6ZM6 252H5V253H6ZM47 252H48V251H47ZM61 252H62V251H60V253H61ZM64 252H65V250H64ZM64 252H63V253H64ZM84 252H85V251H84ZM103 252H104V249H103L102 253H99V252H97V253H99V254H103ZM105 252H106V251H105ZM114 252H113V253H114ZM26 253H27V252H26ZM48 253H50V254L48 255ZM48 253H46V254H47L46 256H44L45 254H43L44 257L41 256V257H43L42 260H41V262H42L43 264H44V263H45V264L50 263L51 260H52V258H53V257H51V256H53V255H52L53 253H52V254H51V252H48ZM58 253H59V252H58ZM60 253H59V254H60ZM66 253H67V252H66ZM69 253H70V251H69ZM91 253H90V255H91ZM106 253H107V252H106ZM111 253H112V252H111ZM113 253H112V254H113ZM117 253H118V252H117ZM117 253H115V254H117ZM2 254H4V253H2ZM29 254H30V253H29ZM59 254H55L54 256H55V257H56V255L59 256ZM71 254H72V253H71ZM71 254H70V255H71ZM76 254H78V253L76 252ZM88 254H89V252H88ZM99 254H98V257H100ZM108 254H109V252H108ZM62 255H63V254H62ZM79 255H80V252H79ZM79 255H75V256H79ZM105 255H106V254H105ZM0 256H1V255H0ZM29 256H30V255H29ZM73 256H74V254H73ZM73 256H72V257H73ZM82 256H83V255H82ZM84 256H85V254H84ZM87 256H88V255H87ZM103 256H104V255H103ZM111 256H112V255H111ZM115 256H116V255H115ZM118 256H120V257H118ZM118 256H116V258H113V259H111V260H110V259H107V261L105 260V261H106V264H115V262H116L115 259H117V257H118L119 259H121V253H120V255H118ZM22 257H24V256H22ZM25 257H27V255H25ZM55 257H54V258H55ZM63 257H65V255H64ZM66 257H67V256H66ZM66 257H65V258H66ZM68 257H69V256H68ZM72 257H71V258H72ZM79 257H80V256H79ZM79 257H78V258H79ZM96 257H97V256H96ZM96 257H95V258H96ZM98 257H97V260H96L97 263H96V261H94V262H92L93 264H98V262H99V261H98V260H99ZM104 257H105V256H104ZM113 257H114V256H113ZM161 257H163V255H162ZM161 257H160V258H161ZM58 258H60V256H59ZM58 258H57V259H58ZM71 258H70V259H71ZM84 258H85V257H83V259H84ZM105 258H106V257H105ZM107 258H108V257H107ZM111 258H112V257H111ZM124 258H125V257H124ZM163 258H164V257H163ZM163 258H162V259H163ZM22 259H24V258H22ZM25 259H26V258H25ZM27 259L29 260V257H28ZM38 259H39V258H38ZM57 259L55 260V261H56L55 264H60L59 262H62V261H63V260H62V261H58ZM63 259H64V258H63ZM67 259H68V258H67ZM75 259H77V258H75ZM75 259H74V260H75ZM83 259L81 258V261H83ZM119 259H117V260H119ZM122 259H123V258H122ZM135 259H136V258H135ZM138 259H139V258H138ZM142 259H143V258H142ZM144 259H146V257H145ZM36 260H37V258L35 259V261H36ZM53 260H54V259H53ZM78 260H79V259H77L76 264H81V263H83V262L78 261ZM94 260H95V259H94ZM100 260H101V259H100ZM103 260H104V259H103ZM103 260H102V261H103ZM124 260H125V259H124ZM124 260H123V261H124ZM129 260H130V259H129ZM131 260H133V259H131ZM136 260H137V259H136ZM163 260H164V259H163ZM209 260H210V259H209ZM209 260H207V261H209ZM2 261H3V260H2ZM2 261H1V262H2ZM7 261L10 262L9 260H7ZM26 261H27V260H26ZM55 261H54V262H55ZM72 261H73V260H72ZM72 261H71V262H72ZM92 261H93V260H92ZM102 261L100 262V264L102 263ZM119 261H120V260H119ZM119 261H117V262H119ZM137 261H139V260H137ZM212 261L214 262V260H212ZM212 261H211V263H212ZM21 262H22V261H21ZM23 262H25V261H23ZM23 262H22V264H23ZM57 262H58V263H57ZM131 262H132V261H130V263H131ZM134 262H135V261H134ZM134 262H133V263H134ZM139 262H140V261H139ZM3 263H5V260H4ZM25 263H26V262H25ZM42 263H40V264H42ZM62 263H63V262H62ZM74 263H75V261H74ZM103 263L105 264V262H103ZM128 263H129V262H128ZM140 263H142V262H140ZM140 263H139V264H140ZM144 263H145V261L143 262V264H144ZM209 263H210V262H209ZM0 264H1V263H0ZM7 264H8V263H7ZM10 264H11V263H10ZM52 264H53V263H52ZM63 264H64V263H63ZM66 264H70V262H69V263L67 262ZM72 264H73V262H72ZM120 264H121V263H120ZM124 264H125V263H124ZM126 264H127V261H126ZM137 264H138V262H137ZM145 264H146V263H145ZM156 264H158V263H156ZM159 264H160V263H159Z\"/></svg>",
	"mask_w": 264,
	"mask_h": 264
}]
</instances>
